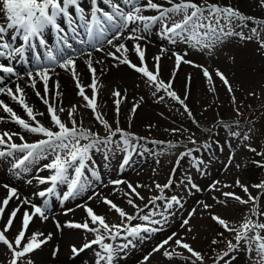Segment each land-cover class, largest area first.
Wrapping results in <instances>:
<instances>
[{
	"label": "snow or ice",
	"instance_id": "1",
	"mask_svg": "<svg viewBox=\"0 0 264 264\" xmlns=\"http://www.w3.org/2000/svg\"><path fill=\"white\" fill-rule=\"evenodd\" d=\"M95 3V0H94ZM103 3L108 6L106 10L104 7H95L91 12L90 18L86 17L84 10L80 7L78 0H0V12H2L6 18L7 23H0V58H3L5 62H0V94H5L15 101L24 111L28 119L22 118L17 112L0 100V109L4 113L8 114L11 122L19 125L23 131L39 135L44 137L36 142L29 143L25 140L23 135L19 133H9L4 131L0 133V157H14L17 153L22 155L16 157L13 163V169H18L20 172H27L32 163H35L41 159H47L49 155L52 159L49 163L45 164L41 171L48 170L51 174L46 177H36L37 182L41 185L50 184L45 190H41L35 193L36 196L42 199V204L33 203L30 199L25 198L21 202L23 205H30L32 211H24L22 213V222L18 234L14 240H10L6 233L13 228L14 220L17 217V213L20 212V207L9 210L7 216H5V210L8 208L9 202L15 198L20 199L17 194V189L10 188L7 184L4 185L8 189V195L0 202V220H4L3 229L0 230V243L7 247L12 253V259L10 264H25L24 258L29 256L35 250L40 249L43 244L52 239V235L49 233L43 240L40 237L44 236L42 232H35L30 235V238L26 239V233L28 232L29 225L32 223L34 217L40 218L42 221L49 219V199L48 197L56 196L59 198L57 192L58 185H67L68 191L62 195V201H67L69 198L75 197L86 190L89 182L86 180L85 172L91 169L89 161L91 159V151L93 149L98 150L99 145H104L106 148L110 147L113 143H122L127 151L129 148L135 149L136 145L133 141L145 139L144 137H137L134 133L128 132L119 126V119L114 122L116 127L112 125L104 118L103 114L98 110L96 98L99 94L98 79L96 77V68L93 67V62L89 58L86 61L88 69L92 73L91 83L87 86L91 89V95L86 94L85 86L82 85L79 75L76 70V59L68 56L64 58L63 49H60V59L54 55L52 51L47 52V61L53 65H58L60 68L71 72L75 79L76 86L79 89L78 95L86 102L85 107L90 108L95 119L99 121L105 130L107 135L101 137L99 133L93 132L91 129H85L81 124L78 126L77 119L75 118L77 108L73 105L70 109H65L63 106H57L56 99L62 97L63 93L60 91L59 81L53 82V89L49 88V81L51 76L50 71H54L53 68L47 66H39L40 61L37 57V70L35 74L32 71H28L27 75L30 78V87L35 91V95L41 100V102L47 106V112L50 117V123L57 129L53 130L52 127H46L41 123L37 117L43 116V112L34 111V108L27 102V97L24 89L19 84L16 85L15 90L12 87L7 86L4 82L13 76L20 78L16 68L12 66L11 61L17 58H23L26 51L25 46L35 47L33 41L39 40L41 45L45 44V40L42 38L46 29L51 27L54 29L60 40L66 41V36H61L60 33H64L65 29L62 27V23H66L71 32L74 35H78L77 29L83 27L87 34V40L81 39V44H89L97 51L104 50V44L110 45L115 51H109L107 55L121 64H125L132 68L135 72L141 74L146 81V84L150 87H154L156 92L163 91L167 97L178 102L184 107L185 112L189 117H192L191 110L185 103L187 99L188 84L185 85V95L182 98L175 90H173V80L175 79V73L179 70L181 63L191 64L194 67L202 68L204 76L207 78L209 84L213 83V74L209 72L206 67L199 64H194L193 61L185 59L184 54L173 52L175 56V69L172 77L166 82L160 78V60L161 56L168 52V48L161 47V53L153 57L155 61L153 68L150 70L148 63L145 59L146 46H142L141 41L150 42V35L152 29L159 25L157 35L161 39L167 40L170 44H176L177 42L188 43L191 47L196 49H209L211 50L216 43L222 42L223 37L232 35L233 33L225 31V28L232 25L234 21L245 22L253 21L260 29L264 30V19H257L255 17L244 15L238 8H234L231 5H220L219 3H213L211 0H164L163 3L159 0H123V5L119 0H103ZM165 4L169 6H165ZM258 6L264 8V0H258ZM70 8L75 9L77 16H73L69 11ZM147 11H154L155 15H145ZM179 17V19H176ZM79 21L80 23H78ZM252 33L259 39V33L257 28H253ZM127 32V36H125ZM111 36V38H108ZM124 37L125 40L133 41L132 45L121 42L115 43ZM22 40V46H16L17 40ZM247 39H252L251 36ZM100 45V47H97ZM260 46L264 47V40L260 41ZM70 48L71 45L69 44ZM135 53L138 57L139 64L133 63L129 58V53ZM91 57V52L87 53ZM119 54V55H118ZM96 63H102V61H96ZM214 75L222 81L227 87L229 93H233L234 89L230 84L227 76L216 70ZM37 77L43 85V95L36 89ZM189 82L191 76L188 78ZM215 92V87L211 89ZM52 94L50 102L49 94ZM255 95V93H250ZM113 96L117 99L115 103V111L117 117L120 115V104L122 99H126V96H122L120 91H114ZM163 99L164 97H160ZM143 99V98H141ZM232 102L235 105L236 97L232 96ZM139 103L133 105L131 114L134 116L136 110L139 108ZM67 111L68 123L61 119L59 113ZM239 115V109H236ZM5 120L4 116H0V122ZM194 120V117H193ZM195 122V120H194ZM173 132H178L179 129H173ZM237 134V133H234ZM13 136H18L23 143H15ZM119 137V140L114 141V137ZM249 137L245 136L244 139ZM191 139V138H189ZM81 141H87V143H81ZM195 143L194 140H191ZM154 143H164L154 142ZM169 148L177 147L178 145L168 143ZM249 150L256 152L255 148L248 146ZM191 150L184 155H190ZM264 155V153H261ZM130 158V157H129ZM129 159L123 161L124 165H127ZM179 164V159L177 160ZM264 166V165H261ZM19 174V173H18ZM91 175L97 180L100 179L99 175L91 170ZM30 183V181H29ZM113 185H126L127 191L124 192V196L127 198L126 203L130 205L135 211L133 214L126 212L123 208L117 205L106 197L103 199V203L106 204L110 210L115 211L121 218L119 224H109L106 217L97 214L93 208L83 205L88 217L83 223L67 222L66 227L74 229H83L86 232L94 233L95 239L85 243L81 248L77 249L75 246L72 248L74 256L79 255L85 249L91 248L93 245H97L101 252L97 253V264H114L116 254L118 251H122L132 244V239L143 237L141 233H147L150 231H156L157 229L150 227L152 224H160L161 220L153 219L157 214L161 215L162 219H166L163 213H157L156 206L157 201L164 200L165 206L171 209L173 205H181V201L178 197L172 196L167 199L164 195L165 190L172 187V180L161 185L155 183V188L159 191L158 195H154L148 198V203L141 207L136 203V200L144 201L145 197L138 191L139 188L146 187L145 185H133L125 180H112ZM219 181L211 185L213 190L219 191L217 188ZM236 185L239 186L242 191L247 195V199L237 195L234 192H223L224 197L232 198L240 204L251 203L253 207L250 209L253 216H246L239 226H234L228 220L218 215H211L213 221L222 226L225 230L235 233L236 244L228 242L229 251L234 250L241 241H245L249 248L255 246L257 254V264H264V222L261 221V217H264V208L261 207V196H253L249 191L247 185H242L239 180L236 181ZM192 188H197V185L192 184ZM224 187H231V185H224ZM257 189L264 190V182L253 185ZM119 190V189H117ZM151 190V189H150ZM93 197H89L92 199ZM213 199H217L213 197ZM204 209H209L212 205L203 203ZM217 203L224 204L225 201L218 200ZM152 207H149V206ZM182 206V205H181ZM145 209L148 212L145 213ZM68 211H71L69 209ZM195 214L193 209L192 215ZM190 219V217H189ZM189 219L183 221L184 225L189 223ZM134 220H140L145 223L133 225L131 222ZM58 230L62 228L59 221L56 222ZM191 231V228L188 229ZM223 235V233H221ZM117 239H124L126 243L114 246L112 242ZM194 239V237H193ZM170 242L187 251L190 255L183 257L181 253L170 252L165 247ZM213 243L217 241L213 240ZM164 249L162 255L169 260L174 255L181 256L182 259H187L196 264L199 261L200 264H204V256L201 252L195 250L192 245L185 242L181 238H177L174 233L169 236L168 239L160 243L154 251L159 252ZM55 255V252L53 253ZM229 256V252L222 253L218 260H225ZM195 258V259H193ZM147 259V258H146ZM27 264H31V261H27Z\"/></svg>",
	"mask_w": 264,
	"mask_h": 264
},
{
	"label": "rangeland",
	"instance_id": "2",
	"mask_svg": "<svg viewBox=\"0 0 264 264\" xmlns=\"http://www.w3.org/2000/svg\"><path fill=\"white\" fill-rule=\"evenodd\" d=\"M256 6H258L257 2L247 0L245 7L252 12L253 9H256ZM235 23L236 21L229 27L237 29L238 25ZM253 28H257V25L246 27L243 34L238 35L235 33L236 35L223 37L222 42L216 43L211 50L206 48L196 49L188 43L180 42L185 49V59L206 67L213 74V83L209 84L202 68L194 67L191 64H183L175 73L173 90L182 98L185 94L183 90H185L186 83L192 85V92L191 94L187 92V99L185 100L186 105L191 110L192 117L188 116L183 106L167 97L163 91L156 92L153 95L154 87L147 85L146 89L139 94L140 107L134 116L132 114L124 115L121 121L122 125L133 124L131 129L125 130L145 139L134 140L133 143L136 145L134 150L129 148L126 151L122 143H113L107 148L104 145H99L98 150L93 149L91 151L92 159L89 162L91 169L85 172L86 180L90 186L86 188L84 198L77 197V199L81 200L84 205L93 208L97 214L105 216L109 224H119L121 218L102 202V195L130 214L135 211L126 203L127 198L124 196V192L127 191L126 185H113L110 183L112 180L120 179L133 185H145L146 187L138 189L145 200H136V203L143 207L144 204L148 203L149 197L159 194V191L155 188V183L163 185L171 179L172 187L166 189L164 195L169 200L172 196L178 197L182 205L174 204L171 209L166 208V206L159 209V206H156L157 213H163L166 219H162L161 215L157 214L153 219L162 222L152 224L150 227L160 230L158 232L157 230L150 231L146 234L141 233L142 239L129 237V239H132V244L117 252L114 260L115 264H192L191 261L182 259L179 255H174L169 260L162 255L164 249L159 252L154 251L160 243L174 233L177 238L183 239L192 245L195 250L202 253L204 264H257L258 258L255 246L249 248L245 241H241L234 250L229 251L227 249L228 242L231 241L234 245L237 243L235 233L225 230L211 218V215L221 216L237 227L246 216L257 219L250 211L253 207L251 203L240 204L236 200L222 195L223 192H234L247 199V195L236 185L237 180L242 185H247L253 196H261L260 204L264 208V190L253 187V184L247 181L244 174V168L247 165L246 159L250 153L248 146L250 145L256 149V155L264 150V108L261 105V100L264 99V74H259L261 68L264 67V47L260 46V41L264 40V30L259 31L257 29L258 39L251 31ZM158 30L159 25L152 29L149 37L150 42L141 41L142 46H146L147 49L145 54L150 53L149 49L161 53V47L168 48L170 43L159 38L157 35ZM249 36L252 39H247ZM104 48L103 54L97 58V61H113V58L107 55L111 51L108 45ZM165 54L169 55V58L172 57L169 51ZM165 59H168V57L165 56ZM243 66H245L244 71ZM174 69V67H164L160 71V78L167 82L172 77ZM216 70L223 72L231 85L233 79L236 78V74L241 71L245 74V79L240 86H232L234 92L229 93L227 87L214 75ZM128 72L134 76L129 70ZM189 76H191L190 82L188 80ZM133 82L136 86H139L137 80L134 79ZM213 87H215V92L211 90ZM108 89L114 92L113 85L110 82L108 83ZM250 93H255V95H250ZM233 95L236 97L235 105L232 102ZM160 97L164 98L161 99ZM237 108L240 112L239 115L236 112ZM173 109L177 111L173 112ZM252 109H254V112L246 118L247 110ZM75 118L78 126L82 122L85 129H91L93 132L99 133L101 137L107 135V131L95 119V115L90 108L83 116ZM104 118L108 122L111 119V117L105 115ZM220 119L225 121V126H218ZM63 121L66 122L65 119ZM68 126L71 127V124H68ZM238 128L242 129L237 138L229 139L226 134ZM173 129H179V131L173 132ZM245 136L249 138L244 139ZM113 140L117 141L119 137H114ZM191 140H194L195 143H192ZM160 141L164 143H154ZM169 142L178 146L169 148ZM81 143H87V141H81ZM189 150H191V154L184 155L181 159V155L188 153ZM99 153H101V156H98ZM128 157H130L129 163L120 170V165H117L119 160L124 161L123 158ZM51 159L52 156L49 155L47 159H41L36 164H41L42 167L49 163ZM178 159L179 164H177ZM95 167L98 168L99 174L104 180H97L91 175V170L96 171ZM32 177L29 172H20L12 167L7 169L1 177V185L7 184L10 188L17 189V194L23 197L15 200L22 210L27 208V205L21 203L23 199H39L35 195L39 192V188H35L32 184ZM217 181H219V184H217L219 191L211 188V185ZM192 184L197 185V188H192ZM224 185H231V187H224ZM63 191L64 189L58 193L59 198H57L59 200H55L52 209L61 204L60 197L63 195ZM65 192H67V189H65ZM98 193L100 194L98 195ZM89 197L93 198L89 199ZM213 197L223 200L225 203H217V199H213ZM96 200L99 202L98 205H95ZM201 202L212 205V207L204 209ZM33 203L36 202L33 201ZM76 205V203H71V206L64 207V210L61 211H64V215L60 224L65 223V221L74 223L86 221L83 219L87 217L85 208H78ZM28 208L31 209V207ZM69 209L71 211H68ZM193 209H195L194 215H192ZM75 210H80L83 213H80L81 218L74 217ZM147 212L148 209H145V213ZM185 219H189L187 225L183 224ZM260 219L264 222V217ZM131 223L136 225L145 222L134 220ZM189 228H191V231H188ZM219 228H223L225 233L232 237V240L223 237L217 246L213 247L211 245L216 236L215 233H219ZM67 234V240L62 242L60 251L55 256L59 257L61 262H63L61 256L66 259L72 245L80 246L84 242L87 243L95 239L93 234H85V236H82L79 232ZM224 241L226 245L221 246ZM107 242L111 241L106 240ZM124 243L126 241L121 239V243H114V246ZM219 246H221L220 251L214 254L213 260H211L208 251ZM165 247L170 252L181 253L183 257L190 255L186 250L179 248L172 242ZM99 252H101V249L95 246L94 253L91 254L92 259H98L97 253ZM224 252H229V256L225 260H218V257ZM3 253L4 251L0 247V264H5ZM131 253L135 256L132 260H129L128 256ZM49 255L52 258L54 256L50 253ZM42 257L41 253L37 254L31 261L35 264H59L58 260L42 261ZM81 262L82 264H95L96 260L91 261L89 255H87ZM25 264H27V261H25ZM196 264H200V262L196 261Z\"/></svg>",
	"mask_w": 264,
	"mask_h": 264
},
{
	"label": "bare ground",
	"instance_id": "3",
	"mask_svg": "<svg viewBox=\"0 0 264 264\" xmlns=\"http://www.w3.org/2000/svg\"><path fill=\"white\" fill-rule=\"evenodd\" d=\"M161 2V0H159ZM197 2H200V0H197ZM213 3H219L220 5H231L234 8H238L242 13L246 12L248 16L255 17L257 19H264V14H263V9L259 6H256V12L251 13L246 9V2L247 0H211ZM169 6V5H167ZM145 15H155L156 13L154 11H147L144 13ZM2 19L3 23H7L6 18L4 14L2 13V16H0ZM238 25V28L236 29L235 33H240L244 30L246 27L245 23L243 22H238L236 21L235 23ZM236 35V34H234ZM170 49L173 51H177L178 53L182 52V49L178 46V44H170ZM158 54L154 53H148L145 54V59L149 65V69L151 70L154 65L155 61L153 60V57H155ZM129 58L136 59L137 56L130 52L129 53ZM77 60L80 58H76ZM136 63V62H135ZM171 65H175L172 62H166L164 64V59L163 56H161L160 60V69L162 70L164 67H170ZM182 65V63H181ZM243 71L245 70V66H243ZM52 68L54 71H51L52 77L59 76V83H60V91L63 93L62 97H59L57 99V102L62 103L64 105H69L71 106L74 103V100H76V93L72 90V88L69 85V75L71 72L66 71L63 68H60L58 65H53ZM97 70L99 73H101L107 82H110L112 85H115L117 87V90L121 92L122 96H126V99H122L121 104H120V115L117 117L116 111H115V103L114 101L116 99H112L109 96H104L103 102L100 106V108L104 111H106V114L108 117H111L109 120V123L112 125L113 128L116 127V124L114 123L117 118L119 119V126L122 127L123 129H131L133 124L131 125H122V117L129 113L130 111V105L135 102L137 96L140 94L141 90H145L147 87L145 78L141 77V74L135 72L132 68L129 66L122 64L119 65L117 61H112V60H107L103 64H98ZM128 70L134 75H130ZM241 71L240 73L236 74V78L233 79L232 86H240L242 82L245 79V74ZM264 69H261L260 73H263ZM135 80L138 81L139 86H136L135 83L133 82ZM27 97V102L34 108V111L38 112H43L44 110V105L40 101V99L35 95V92H32V89L29 86H23L20 85ZM141 86V87H140ZM196 86V84H195ZM9 87H12L13 90H15L14 84L10 85ZM53 89V88H52ZM51 90V89H50ZM41 94L43 95V90L40 91ZM50 99H52V94L50 92ZM182 97V96H181ZM5 103L9 104L15 111L17 112L18 115H20L22 118H27L26 114L21 110V108L18 106V104L13 101L10 97H8L5 94H1V99ZM126 102V106H123V102ZM181 106V105H180ZM2 112V109H0V116H4ZM40 118L41 123H43L46 127H52L51 124H48L44 120V115L43 116H38L37 119ZM8 131L9 133H19L20 135H25L28 132L23 131L17 124H7L4 121L0 122V133ZM55 131V130H54ZM19 140L18 136H13V141ZM1 148V146H0ZM13 160V157H0V175L6 173V169L8 168L6 166V163L11 164ZM42 176V175H41ZM34 179V177H33ZM34 185H37V181L34 179L33 180ZM6 191L4 189H0V195H6Z\"/></svg>",
	"mask_w": 264,
	"mask_h": 264
},
{
	"label": "trees",
	"instance_id": "4",
	"mask_svg": "<svg viewBox=\"0 0 264 264\" xmlns=\"http://www.w3.org/2000/svg\"><path fill=\"white\" fill-rule=\"evenodd\" d=\"M258 174V170H256V167L255 168H251L250 169V178H251V180H255V177H256V175Z\"/></svg>",
	"mask_w": 264,
	"mask_h": 264
}]
</instances>
